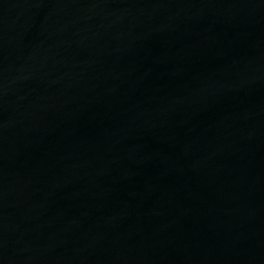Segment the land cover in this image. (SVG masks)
Listing matches in <instances>:
<instances>
[{"label":"water","instance_id":"water-1","mask_svg":"<svg viewBox=\"0 0 264 264\" xmlns=\"http://www.w3.org/2000/svg\"><path fill=\"white\" fill-rule=\"evenodd\" d=\"M0 264H264V0H0Z\"/></svg>","mask_w":264,"mask_h":264}]
</instances>
